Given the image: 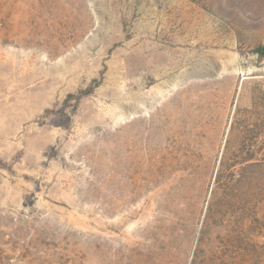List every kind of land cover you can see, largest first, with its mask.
Segmentation results:
<instances>
[{"label": "rangeland", "instance_id": "374dc122", "mask_svg": "<svg viewBox=\"0 0 264 264\" xmlns=\"http://www.w3.org/2000/svg\"><path fill=\"white\" fill-rule=\"evenodd\" d=\"M263 52L264 0H0V264H264Z\"/></svg>", "mask_w": 264, "mask_h": 264}, {"label": "trees", "instance_id": "16d2710c", "mask_svg": "<svg viewBox=\"0 0 264 264\" xmlns=\"http://www.w3.org/2000/svg\"><path fill=\"white\" fill-rule=\"evenodd\" d=\"M92 92V88H87L85 90H82L81 92H79L78 94L75 95V97L80 100L82 97L86 96V95H89L91 94ZM49 111V110H48ZM200 241H201V238H199L198 240V243L195 247V250H194V256L192 258V264H198L197 263V258L199 256V252H200Z\"/></svg>", "mask_w": 264, "mask_h": 264}, {"label": "water", "instance_id": "95a60500", "mask_svg": "<svg viewBox=\"0 0 264 264\" xmlns=\"http://www.w3.org/2000/svg\"><path fill=\"white\" fill-rule=\"evenodd\" d=\"M264 53V52H263Z\"/></svg>", "mask_w": 264, "mask_h": 264}]
</instances>
